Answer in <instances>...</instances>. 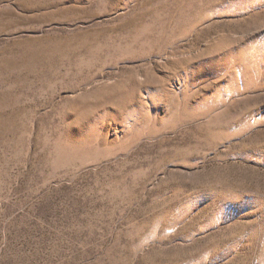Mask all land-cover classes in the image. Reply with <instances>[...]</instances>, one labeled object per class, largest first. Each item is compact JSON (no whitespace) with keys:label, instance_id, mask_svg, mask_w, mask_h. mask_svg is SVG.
Instances as JSON below:
<instances>
[{"label":"rangeland","instance_id":"obj_1","mask_svg":"<svg viewBox=\"0 0 264 264\" xmlns=\"http://www.w3.org/2000/svg\"><path fill=\"white\" fill-rule=\"evenodd\" d=\"M0 264H264V0H0Z\"/></svg>","mask_w":264,"mask_h":264}]
</instances>
